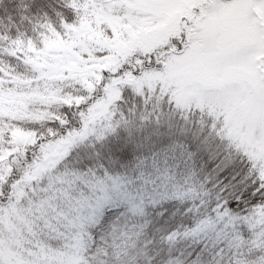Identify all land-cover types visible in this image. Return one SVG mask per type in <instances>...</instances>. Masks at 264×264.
Here are the masks:
<instances>
[{
	"label": "snow or ice",
	"instance_id": "1",
	"mask_svg": "<svg viewBox=\"0 0 264 264\" xmlns=\"http://www.w3.org/2000/svg\"><path fill=\"white\" fill-rule=\"evenodd\" d=\"M0 264H264V0L0 5Z\"/></svg>",
	"mask_w": 264,
	"mask_h": 264
},
{
	"label": "trees",
	"instance_id": "2",
	"mask_svg": "<svg viewBox=\"0 0 264 264\" xmlns=\"http://www.w3.org/2000/svg\"><path fill=\"white\" fill-rule=\"evenodd\" d=\"M7 3V0H0V5Z\"/></svg>",
	"mask_w": 264,
	"mask_h": 264
}]
</instances>
